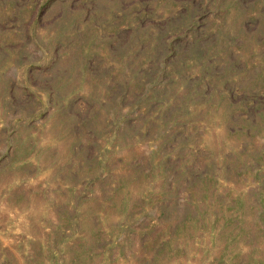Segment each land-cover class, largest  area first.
Segmentation results:
<instances>
[{"label":"rangeland","instance_id":"obj_1","mask_svg":"<svg viewBox=\"0 0 264 264\" xmlns=\"http://www.w3.org/2000/svg\"><path fill=\"white\" fill-rule=\"evenodd\" d=\"M0 264H264V0H0Z\"/></svg>","mask_w":264,"mask_h":264}]
</instances>
